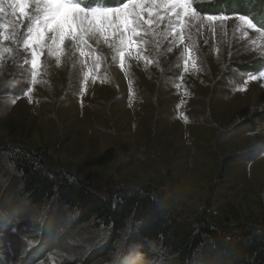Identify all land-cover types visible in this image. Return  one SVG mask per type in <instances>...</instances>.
<instances>
[{
	"label": "rangeland",
	"instance_id": "rangeland-1",
	"mask_svg": "<svg viewBox=\"0 0 264 264\" xmlns=\"http://www.w3.org/2000/svg\"><path fill=\"white\" fill-rule=\"evenodd\" d=\"M256 2L188 0L190 15L180 19L160 9L123 68L126 49L96 34L62 50L47 40L33 70L25 48L33 25L0 20L12 22L15 37L0 38V264H175L131 228L108 254L110 230L75 227L56 200L34 205L13 152H30L45 170L101 195L150 187L189 224L204 220L229 234L264 229V5Z\"/></svg>",
	"mask_w": 264,
	"mask_h": 264
},
{
	"label": "trees",
	"instance_id": "trees-1",
	"mask_svg": "<svg viewBox=\"0 0 264 264\" xmlns=\"http://www.w3.org/2000/svg\"><path fill=\"white\" fill-rule=\"evenodd\" d=\"M256 5H264V0H257ZM12 156L23 194L34 205L56 200L74 214L75 227L110 230L108 254L115 252L122 233L131 228L144 244L160 248L175 264H264V229L229 234L204 220L189 224L165 210L150 187L101 195L75 176L45 170L30 152H13Z\"/></svg>",
	"mask_w": 264,
	"mask_h": 264
},
{
	"label": "snow or ice",
	"instance_id": "snow-or-ice-1",
	"mask_svg": "<svg viewBox=\"0 0 264 264\" xmlns=\"http://www.w3.org/2000/svg\"><path fill=\"white\" fill-rule=\"evenodd\" d=\"M30 6L34 8V14H29ZM160 9L171 11L172 15L180 19L188 18L190 15L188 0H128L119 7H91L86 8L80 3H73L72 0H0V20L7 16L23 18L30 21L33 27L28 28L30 39L25 48L31 49V67L36 70L41 62L42 50L47 40L53 43L58 41L61 50L66 41L86 42L85 37L99 34L104 38L109 47L115 37L119 44L126 49L120 55L121 67H124L126 55L131 54L138 48L136 38L141 36V30L145 25L151 28ZM42 18V19H41ZM226 16L209 15L207 20L223 22ZM240 21L253 28H256L251 20L244 16L239 17ZM20 25L17 24L16 27ZM13 27L11 21L0 23V38L5 41L14 40V35L9 33ZM35 32L33 36L32 33ZM51 34V35H50ZM39 46L40 51L36 46ZM83 56L84 53L81 52ZM135 58H139L136 52ZM259 77L264 78V73ZM250 80H257L256 75H250Z\"/></svg>",
	"mask_w": 264,
	"mask_h": 264
},
{
	"label": "bare ground",
	"instance_id": "bare-ground-1",
	"mask_svg": "<svg viewBox=\"0 0 264 264\" xmlns=\"http://www.w3.org/2000/svg\"><path fill=\"white\" fill-rule=\"evenodd\" d=\"M154 34V33H153Z\"/></svg>",
	"mask_w": 264,
	"mask_h": 264
}]
</instances>
